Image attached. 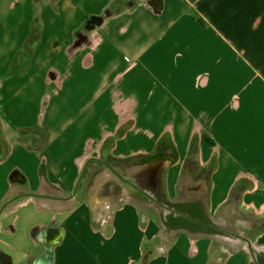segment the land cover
<instances>
[{
	"label": "crops",
	"instance_id": "crops-1",
	"mask_svg": "<svg viewBox=\"0 0 264 264\" xmlns=\"http://www.w3.org/2000/svg\"><path fill=\"white\" fill-rule=\"evenodd\" d=\"M154 1L84 30L112 0H42L40 41L20 70L35 0H0V236L14 239L24 215L22 237L0 247L8 264H141L144 241L161 235L155 214L121 205L95 223L91 182L105 164L123 169L106 157L150 155L165 142L157 152L174 159L172 198L195 130L200 165L217 155L210 211L264 208V0H162L159 14ZM240 179L251 187L238 203L229 194ZM51 221L62 237L48 257L37 236ZM172 240L148 264L231 261L209 241Z\"/></svg>",
	"mask_w": 264,
	"mask_h": 264
},
{
	"label": "water",
	"instance_id": "water-1",
	"mask_svg": "<svg viewBox=\"0 0 264 264\" xmlns=\"http://www.w3.org/2000/svg\"><path fill=\"white\" fill-rule=\"evenodd\" d=\"M153 9L159 14L162 6ZM173 163L174 159L162 152L133 163L128 170H115L103 163L108 169L94 177L87 198L93 217L104 221L115 208L132 205L155 214L165 237L174 239L183 234L194 242L206 240L227 258L241 254L245 264H264V245L257 240L264 234V224L257 226L234 205L212 213L207 203L209 188L204 179L178 186L177 195L171 198L166 189V177ZM61 237L54 221L42 228L37 240L46 250L45 256L52 255V248Z\"/></svg>",
	"mask_w": 264,
	"mask_h": 264
},
{
	"label": "trees",
	"instance_id": "trees-1",
	"mask_svg": "<svg viewBox=\"0 0 264 264\" xmlns=\"http://www.w3.org/2000/svg\"><path fill=\"white\" fill-rule=\"evenodd\" d=\"M41 1L42 0H35V14L33 18L31 33L26 43L24 44V47L14 59L12 68L17 67L18 65L20 67V70L24 68L28 64L35 46L40 41L41 25H40L39 18H38V10H39ZM56 2L57 0H54L53 2L54 8H55ZM154 2L155 3L153 4V7L162 6V0H155ZM135 3H136V0H112V2L103 11V13L100 16L90 17L86 20L84 30L85 28L93 29L95 27L102 25L106 20L115 17L122 11L129 10L132 7H134ZM77 34L78 33H76V35ZM118 111L121 112V110L119 109ZM132 128H133V121L122 124L116 131L115 135L112 137V140L113 141L120 140ZM197 133L198 132L195 130V133L190 141L186 158L182 164L179 182L181 185L182 182H186L187 180L195 181L198 179H204L208 181L210 188H211L212 187V183H211L212 175L217 169V155L216 153H214L210 159V162L206 166L200 165V146H199V137ZM207 141L212 146H215L214 141H212L211 139H207ZM41 143L42 142H40L35 148L40 147ZM164 144L165 142H161L160 144H158L156 149L153 151L154 153L152 152L150 155H136V156H132L128 158H121V159H117V158H113L109 156L108 158L106 157V160L105 159L104 160L107 161L108 159L109 161H107V163L109 162V164L112 166H118V167H123V168L128 167L131 163L133 164L143 159L145 160L147 158H150L158 151L157 149H159ZM249 183L250 182L247 180H241V179L237 180L230 191V194H229L230 197H233V199L235 198L234 201L239 203L244 193H246L250 189L251 186ZM164 253L165 251H163L160 254H164ZM144 258L145 259L143 262L147 264L148 261L152 257H149V259L147 257H144ZM4 260L6 261V259ZM7 263H8V260H7Z\"/></svg>",
	"mask_w": 264,
	"mask_h": 264
},
{
	"label": "rangeland",
	"instance_id": "rangeland-1",
	"mask_svg": "<svg viewBox=\"0 0 264 264\" xmlns=\"http://www.w3.org/2000/svg\"><path fill=\"white\" fill-rule=\"evenodd\" d=\"M101 155H103V152L101 153ZM191 182H193V181L187 180L186 182H182L181 185L182 184H183L182 186L188 185ZM181 185H180V187H181ZM171 196H172V198H174L173 196H175V193H173V191H171ZM251 208H243L242 209L244 211L242 213L243 216H245L246 218L251 219V221L254 224H257V226L263 227V224H264V208H262V209H256V208L255 209H251ZM142 212H145L147 214V216H150V214H153V213H150L148 211H142ZM154 216L155 215H152V217H154ZM16 217H17L16 214L10 215L8 220H7V223L15 220ZM141 217H142V225L144 227H146V220L143 218L142 214H141ZM23 221H24V215L21 214V223L19 225L17 235H16V237L14 239H10L8 237V235L5 238L3 236H0V247L11 248L14 245V243H16V241L20 237H22L23 229H22L21 224H22ZM94 221H95V223H97V222H99V219H96V217H95ZM0 234H2V231L0 232ZM25 234H26V236H28V232L27 231L25 232ZM257 240H258L259 244L264 245V234H262ZM172 241H173L172 239H170L168 237H165L163 234H161L159 238L157 237V238H155V239H153L151 241H148V240L144 241V249H143V251H144L143 255L144 256L142 257V263L141 264H145V262H143L144 259H145L144 257H147L149 259V257H154L156 255H163V254H160L163 251H165V249H166V248H163V245H166V247H167L169 244L170 245L172 244ZM201 244L205 245L206 243L203 242ZM212 248H213V253H214V255L216 256L217 259L221 258V260H225V258H227L226 254L224 255L223 251L218 250V249H216L213 246H212ZM147 258H146V260H147ZM229 260H231L229 262V264H239L238 262H244L245 258H244L243 255H236V256L230 257L228 259V261ZM224 264H225V261H224Z\"/></svg>",
	"mask_w": 264,
	"mask_h": 264
},
{
	"label": "flooded vegetation",
	"instance_id": "flooded-vegetation-1",
	"mask_svg": "<svg viewBox=\"0 0 264 264\" xmlns=\"http://www.w3.org/2000/svg\"><path fill=\"white\" fill-rule=\"evenodd\" d=\"M3 261H4V262H3ZM0 263H1V264H8V263H7V260L5 261V260H4L3 258H1V257H0Z\"/></svg>",
	"mask_w": 264,
	"mask_h": 264
}]
</instances>
